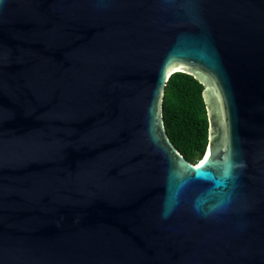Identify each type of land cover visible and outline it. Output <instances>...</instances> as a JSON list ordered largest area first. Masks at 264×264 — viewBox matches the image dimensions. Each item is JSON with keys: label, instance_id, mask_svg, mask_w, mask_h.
I'll return each instance as SVG.
<instances>
[{"label": "water", "instance_id": "water-1", "mask_svg": "<svg viewBox=\"0 0 264 264\" xmlns=\"http://www.w3.org/2000/svg\"><path fill=\"white\" fill-rule=\"evenodd\" d=\"M0 264H264V0H0Z\"/></svg>", "mask_w": 264, "mask_h": 264}, {"label": "trees", "instance_id": "trees-1", "mask_svg": "<svg viewBox=\"0 0 264 264\" xmlns=\"http://www.w3.org/2000/svg\"><path fill=\"white\" fill-rule=\"evenodd\" d=\"M203 84L192 74L178 71L166 84L164 120L172 141L193 162H198L209 143V121Z\"/></svg>", "mask_w": 264, "mask_h": 264}, {"label": "snow or ice", "instance_id": "snow-or-ice-1", "mask_svg": "<svg viewBox=\"0 0 264 264\" xmlns=\"http://www.w3.org/2000/svg\"><path fill=\"white\" fill-rule=\"evenodd\" d=\"M209 157L205 156L204 159L200 162V164L196 165L197 168L203 167L208 162Z\"/></svg>", "mask_w": 264, "mask_h": 264}]
</instances>
